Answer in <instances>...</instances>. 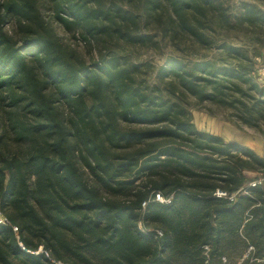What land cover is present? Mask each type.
<instances>
[{"label": "trees", "instance_id": "16d2710c", "mask_svg": "<svg viewBox=\"0 0 264 264\" xmlns=\"http://www.w3.org/2000/svg\"><path fill=\"white\" fill-rule=\"evenodd\" d=\"M13 17L20 43L2 31ZM44 33L27 1L0 6V212L23 247L66 264H205L204 246L210 262L248 245L242 264L263 259L264 158L135 95L120 71L78 67ZM119 116L143 129H121ZM0 264L45 262L0 225Z\"/></svg>", "mask_w": 264, "mask_h": 264}, {"label": "rangeland", "instance_id": "374dc122", "mask_svg": "<svg viewBox=\"0 0 264 264\" xmlns=\"http://www.w3.org/2000/svg\"><path fill=\"white\" fill-rule=\"evenodd\" d=\"M24 1L44 35L77 57L78 67L103 68L108 78L120 71V82L135 95L176 106L197 131L264 158V0H184L180 7L175 0ZM2 31L21 42L14 17ZM3 93L0 111L7 110ZM208 95L213 99H203ZM119 118L121 129H143ZM244 254L227 257L238 264ZM255 263L264 264V258Z\"/></svg>", "mask_w": 264, "mask_h": 264}, {"label": "built area", "instance_id": "2783aa9c", "mask_svg": "<svg viewBox=\"0 0 264 264\" xmlns=\"http://www.w3.org/2000/svg\"><path fill=\"white\" fill-rule=\"evenodd\" d=\"M259 74L261 76L262 79H264V61L262 63V67L259 70ZM258 184L263 185L264 187V179L257 182ZM256 183L253 182L250 185L254 186ZM216 197H228L226 193L223 192H219L217 191L214 194ZM230 200L233 199V196L229 197ZM156 202L160 203V204H169L171 197L165 198L163 196H161L160 194H155V199ZM145 204H142V207H144ZM0 225L1 226H9L12 230V232L15 234L16 239L18 241V247L20 248L21 251L30 254V255H34V256H41L45 262V264H66L60 260H57L55 258H53L51 256V254L44 250L42 246H38V248L36 250H26L23 245L21 244V242L18 240V236H17V228L15 226L10 225V223L8 222V220L0 213ZM156 235L158 237H160L162 234L160 231H156ZM254 253V248L250 245H248L245 254L243 256V258L241 259V261L238 264H241L243 262V260L248 259L249 256H251V254ZM203 257L205 258V264H231L230 261L228 260L227 257H221L219 258L217 261L214 262H210L209 261V248L207 246L203 247Z\"/></svg>", "mask_w": 264, "mask_h": 264}]
</instances>
